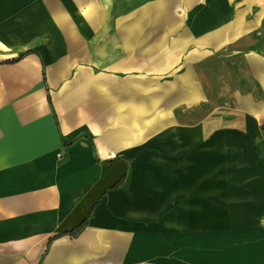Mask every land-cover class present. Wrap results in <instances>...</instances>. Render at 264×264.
<instances>
[{"label":"crops","instance_id":"crops-1","mask_svg":"<svg viewBox=\"0 0 264 264\" xmlns=\"http://www.w3.org/2000/svg\"><path fill=\"white\" fill-rule=\"evenodd\" d=\"M231 1L235 33L264 35V0ZM77 2L0 0V264H193V250L208 257L200 264H264L259 225L193 248L186 236L145 238L143 219L128 216V135L112 129L111 84L143 42L137 29L129 42L127 27L94 24Z\"/></svg>","mask_w":264,"mask_h":264},{"label":"rangeland","instance_id":"rangeland-1","mask_svg":"<svg viewBox=\"0 0 264 264\" xmlns=\"http://www.w3.org/2000/svg\"><path fill=\"white\" fill-rule=\"evenodd\" d=\"M77 3L143 42L137 64L113 71L111 107L145 238L210 249L263 228L264 35L235 33L231 0ZM205 259L193 250V264Z\"/></svg>","mask_w":264,"mask_h":264},{"label":"trees","instance_id":"trees-1","mask_svg":"<svg viewBox=\"0 0 264 264\" xmlns=\"http://www.w3.org/2000/svg\"><path fill=\"white\" fill-rule=\"evenodd\" d=\"M22 57H23V55H19L18 57L12 58L11 60H8L6 62L15 63V62L19 61ZM48 100H49V104H50V99H48ZM125 178H126V176L124 175L121 179H119V181L117 183H115L112 186V188L115 189V188H118L119 186H121L123 184ZM95 206H96V203L94 204V206H93V208L91 210L90 216L92 215ZM87 222H88V219H85L77 227H75L72 230H70V231H68L66 233H63L61 235H68L70 237H76L82 231V229L86 226ZM58 236H60V235H58Z\"/></svg>","mask_w":264,"mask_h":264},{"label":"bare ground","instance_id":"bare-ground-1","mask_svg":"<svg viewBox=\"0 0 264 264\" xmlns=\"http://www.w3.org/2000/svg\"><path fill=\"white\" fill-rule=\"evenodd\" d=\"M112 139H113V136H112Z\"/></svg>","mask_w":264,"mask_h":264}]
</instances>
